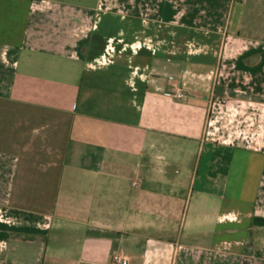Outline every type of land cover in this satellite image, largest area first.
Returning a JSON list of instances; mask_svg holds the SVG:
<instances>
[{"label": "crops", "instance_id": "0c3cea01", "mask_svg": "<svg viewBox=\"0 0 264 264\" xmlns=\"http://www.w3.org/2000/svg\"><path fill=\"white\" fill-rule=\"evenodd\" d=\"M114 255L264 264V0H0V264Z\"/></svg>", "mask_w": 264, "mask_h": 264}, {"label": "built area", "instance_id": "2783aa9c", "mask_svg": "<svg viewBox=\"0 0 264 264\" xmlns=\"http://www.w3.org/2000/svg\"><path fill=\"white\" fill-rule=\"evenodd\" d=\"M177 98H184V95L182 93H176ZM225 99L223 97H220L218 95H213L211 99L212 105H219L221 103H224ZM113 261L115 264H127L126 260L122 259L119 255H114Z\"/></svg>", "mask_w": 264, "mask_h": 264}]
</instances>
